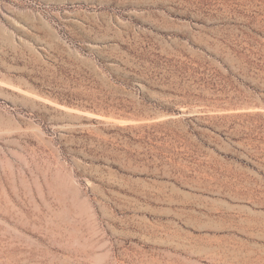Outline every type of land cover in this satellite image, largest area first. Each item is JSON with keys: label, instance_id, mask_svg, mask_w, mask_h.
<instances>
[{"label": "rangeland", "instance_id": "374dc122", "mask_svg": "<svg viewBox=\"0 0 264 264\" xmlns=\"http://www.w3.org/2000/svg\"><path fill=\"white\" fill-rule=\"evenodd\" d=\"M263 98L264 0H0V264H264Z\"/></svg>", "mask_w": 264, "mask_h": 264}, {"label": "trees", "instance_id": "16d2710c", "mask_svg": "<svg viewBox=\"0 0 264 264\" xmlns=\"http://www.w3.org/2000/svg\"><path fill=\"white\" fill-rule=\"evenodd\" d=\"M263 101H264V98H263Z\"/></svg>", "mask_w": 264, "mask_h": 264}, {"label": "bare ground", "instance_id": "6f19581e", "mask_svg": "<svg viewBox=\"0 0 264 264\" xmlns=\"http://www.w3.org/2000/svg\"><path fill=\"white\" fill-rule=\"evenodd\" d=\"M226 252V251H225Z\"/></svg>", "mask_w": 264, "mask_h": 264}]
</instances>
